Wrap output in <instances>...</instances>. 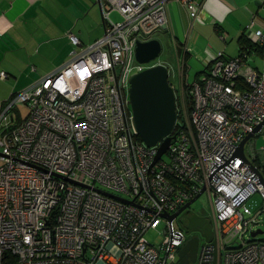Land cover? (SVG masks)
<instances>
[{"label": "built area", "instance_id": "built-area-1", "mask_svg": "<svg viewBox=\"0 0 264 264\" xmlns=\"http://www.w3.org/2000/svg\"><path fill=\"white\" fill-rule=\"evenodd\" d=\"M171 1L199 17L192 0H101L104 35L84 46L69 33V60L0 102V264L9 254L14 264H179L195 237L190 264H264L249 206L256 193L264 196V146L246 150L264 127L239 155L264 123V18L253 13L242 32L260 55L207 51L205 73L177 103L176 142L156 161L160 143L138 139L129 89L142 66L162 64L138 63L136 48L166 28ZM20 105L28 112L17 119ZM200 193L208 206L199 232L183 222L192 205L171 222L162 217ZM163 224L155 245L146 234Z\"/></svg>", "mask_w": 264, "mask_h": 264}, {"label": "crops", "instance_id": "crops-1", "mask_svg": "<svg viewBox=\"0 0 264 264\" xmlns=\"http://www.w3.org/2000/svg\"><path fill=\"white\" fill-rule=\"evenodd\" d=\"M192 1L200 5L199 17H194L187 6L171 1L167 5V26L161 32L174 46L177 64L184 60L186 70L190 69L189 64L203 63L207 51H222L226 58L238 55L243 29L253 13L264 10L259 0ZM104 32L101 0H0V80L5 82L11 74L20 75L8 99L33 86V74L39 81L69 60L74 49L69 33L87 46ZM56 53L59 58L45 66L44 61ZM201 71L193 78L189 72L186 83L190 84ZM1 72L8 77L2 79ZM6 99L0 102L5 103Z\"/></svg>", "mask_w": 264, "mask_h": 264}, {"label": "water", "instance_id": "water-1", "mask_svg": "<svg viewBox=\"0 0 264 264\" xmlns=\"http://www.w3.org/2000/svg\"><path fill=\"white\" fill-rule=\"evenodd\" d=\"M163 51L162 42L159 39H152L147 42H139L136 48V60L145 65L157 60ZM129 97L133 111V126L141 140L148 147L158 146L156 161L176 142V136H172L178 118L177 96L174 86L170 83L169 68L164 64H159L150 68L143 69L132 75L130 79ZM264 123L258 126L253 133L249 134L240 146L239 155L245 157V143L253 137L254 133L260 132ZM264 183V176L260 173ZM68 180L67 177L60 176ZM81 186L88 187L78 183ZM100 193L115 198L117 200L134 204L117 195L96 188ZM202 193L198 194L184 208L174 214L163 213L162 217L170 222L176 218L183 210L189 208L196 202ZM203 220L194 215L189 225V230L197 231L198 228L193 224L198 223L199 229H203ZM201 224V225H200ZM257 230L253 235L261 234ZM198 238L195 237L181 251V261L179 264H190L194 262L197 255Z\"/></svg>", "mask_w": 264, "mask_h": 264}, {"label": "rangeland", "instance_id": "rangeland-1", "mask_svg": "<svg viewBox=\"0 0 264 264\" xmlns=\"http://www.w3.org/2000/svg\"><path fill=\"white\" fill-rule=\"evenodd\" d=\"M259 5H261V4H259ZM259 15L264 18V10H262V13L261 14L259 13ZM80 19H82V18H80ZM112 19L114 21L118 22V21H122L123 17L117 11H113ZM154 39H159L162 42V46H163V51H162L160 57L156 61L161 62L162 64L166 65L169 68L170 83L175 86L176 96H177V98H179L178 102H180V100L184 97L183 96L184 95L183 94V88H184L185 92L187 91L185 89V79L183 76L185 74L186 66H184V67L181 66L179 68V65L177 64V60H176V55L174 53L175 52L174 46H172L171 43L169 44V42H167V39L165 38V36H163L162 33L157 34ZM59 56H60L59 53L54 54L51 58H48L44 61V65L45 66L51 65L52 61L59 58ZM1 63H2V60H0V68H1ZM256 63H258V65H260V60L256 59L254 64H256ZM4 65L6 67H10V65H8V64H4ZM189 65H190L189 66L190 69L186 70L187 71V73L185 75L186 79L188 77L189 72L191 73V78H193L195 73L197 71L203 70V67H204L202 65V62H201V64L200 63H192ZM23 66L26 68L29 67L28 65H23ZM143 67H145V66H142V68H140L138 70V72L143 70L144 69ZM19 78H20V75L11 74L10 78L7 81L3 82L0 80V101L1 100L4 101V99H6V98L8 99L11 92L13 93V91L16 89V85H17ZM26 78H28V77H25V79ZM23 81H21L20 83L23 84ZM37 81H38V76L36 78L35 74H33V84L36 83ZM27 112H28L27 106H25V105L18 106L16 109L17 119H19L20 113L22 114V116L25 117ZM251 144H255L257 148L264 146V129H263V132L261 134L253 137L252 140L250 142H248V144L246 146V150L249 148V146ZM207 206H208V200L206 198V195H202L196 202H194L192 204L191 210L194 213H197L199 216H203L206 209H207ZM249 206L252 208L253 213L256 215V217L258 219V223L252 227L253 228L252 230L253 231L261 230L262 233L258 234L256 239L257 240H264V196H262L260 193H256L250 199ZM183 222L186 223L185 218L183 219ZM164 226H165V224L161 225L158 228V230L149 231L146 234V238L151 243L158 245L164 238V235H163Z\"/></svg>", "mask_w": 264, "mask_h": 264}, {"label": "trees", "instance_id": "trees-1", "mask_svg": "<svg viewBox=\"0 0 264 264\" xmlns=\"http://www.w3.org/2000/svg\"><path fill=\"white\" fill-rule=\"evenodd\" d=\"M240 44H241V49L240 50H247V51H249V52H257L259 55H260V53H261V51L258 49V47H256V45L255 44H252L248 39H246L245 37H242L241 39H240ZM205 69H203L201 72H200V74L198 75V76H200L202 73H205ZM185 78H186V76H185ZM184 78V79H185ZM196 78H198V77H196ZM185 89L186 90H189V84L188 83H186V81H185ZM190 98V97H189ZM178 99L179 98H177V103H178ZM17 109V108H16ZM16 109H15V113H16ZM138 139L139 140H141V138L140 137H138ZM262 173H263V175H264V166L262 167ZM14 261H15V259H14V256L13 255H11V254H9V255H7L6 256V259H5V263L6 264H14Z\"/></svg>", "mask_w": 264, "mask_h": 264}, {"label": "flooded vegetation", "instance_id": "flooded-vegetation-1", "mask_svg": "<svg viewBox=\"0 0 264 264\" xmlns=\"http://www.w3.org/2000/svg\"><path fill=\"white\" fill-rule=\"evenodd\" d=\"M174 86V85H173ZM175 88V86H174ZM176 92V91H175ZM192 207V206H191ZM194 215L199 216L197 213H194L191 208H189L187 210V212L185 214H183V217L186 219V222H188L189 224H191V219L193 218ZM200 217V216H199ZM193 224H195V226L198 228V230L196 232H199L201 229H199V225L198 223L194 222ZM201 224L203 225V222H201ZM200 224V225H201ZM204 227V226H203Z\"/></svg>", "mask_w": 264, "mask_h": 264}]
</instances>
